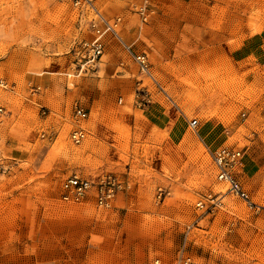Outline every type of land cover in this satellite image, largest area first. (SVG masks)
<instances>
[{
    "label": "rangeland",
    "instance_id": "374dc122",
    "mask_svg": "<svg viewBox=\"0 0 264 264\" xmlns=\"http://www.w3.org/2000/svg\"><path fill=\"white\" fill-rule=\"evenodd\" d=\"M75 1L0 0V264H264V0H149L147 24L143 0ZM93 7L121 40L82 69ZM223 147L256 208L218 182ZM72 175L124 189L68 203Z\"/></svg>",
    "mask_w": 264,
    "mask_h": 264
},
{
    "label": "built area",
    "instance_id": "2783aa9c",
    "mask_svg": "<svg viewBox=\"0 0 264 264\" xmlns=\"http://www.w3.org/2000/svg\"><path fill=\"white\" fill-rule=\"evenodd\" d=\"M83 1L88 4L91 2V0H76L75 6L78 7ZM92 12L94 13V18L89 21V29L93 38L90 41L81 42L76 51V56L78 57V62L82 64V69L85 67L93 69L97 67L99 62H101L105 52L103 41L107 34H113L121 40L118 32L122 24L121 17L108 20L95 7L92 8ZM137 12L141 17L143 24H147L151 19L152 14L155 13V11L151 8L149 0H143L142 5L137 9ZM125 48L129 53H132L130 46L125 45ZM133 57L137 62L141 73L153 78L150 72L147 55L133 54ZM0 87L3 89L8 88L7 81L2 77H0ZM120 102H122V100ZM3 112L4 109L0 108V113ZM73 115L78 120H85L88 116L85 109L79 104L74 105ZM191 125L195 127L197 125V121H192ZM42 137H45V135ZM86 139L87 132L82 128H77L70 134V140L75 145H81ZM211 158L217 170L216 178L218 182L228 186L229 193L240 198L248 205V207L251 209L256 208L257 206L251 201L249 194L243 189L242 185L235 177L236 169L242 166V152L232 148L223 147L214 151L211 154ZM123 189L124 183L112 175L105 177L98 183H92L78 175H72L62 184V200L68 203L79 204L89 197L92 191H94L95 204L97 208L110 209L117 195ZM163 194L164 192L160 190L159 199L162 198ZM212 203L215 205L214 201H212ZM198 207H204V202L200 201L198 203ZM152 264H162V262L158 259ZM177 264L195 263L192 261L191 257L181 255Z\"/></svg>",
    "mask_w": 264,
    "mask_h": 264
}]
</instances>
